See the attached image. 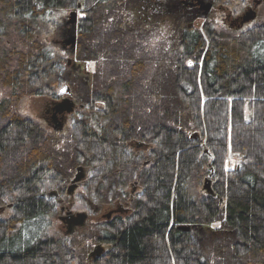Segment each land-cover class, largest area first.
Masks as SVG:
<instances>
[{"label": "trees", "instance_id": "obj_1", "mask_svg": "<svg viewBox=\"0 0 264 264\" xmlns=\"http://www.w3.org/2000/svg\"><path fill=\"white\" fill-rule=\"evenodd\" d=\"M70 8L83 17L74 58L94 66L91 96L76 91L70 130L54 133L21 108L59 98L66 68L48 36ZM259 12L261 24L238 35L209 21L190 29L183 15L164 35L144 0H0V264H93L97 244L94 264H264ZM80 167L88 207L128 200L134 181L141 191L131 215L98 223L90 213L80 234L59 238L58 205L42 195L65 194ZM197 228L235 242L202 247Z\"/></svg>", "mask_w": 264, "mask_h": 264}, {"label": "rangeland", "instance_id": "obj_2", "mask_svg": "<svg viewBox=\"0 0 264 264\" xmlns=\"http://www.w3.org/2000/svg\"><path fill=\"white\" fill-rule=\"evenodd\" d=\"M147 3H154L156 0H144ZM159 3L165 5L166 2L168 3L169 0H157ZM166 1V2H165ZM171 1V0H170ZM183 1H187V0H173L174 2V11L179 10L180 11V6H183L182 2ZM208 3H210L211 0H206ZM178 6V7H177ZM81 7V6H80ZM251 7V0H246V2H240L239 0H221L219 5H216V9L214 10V12L208 17V19H204V18H200L197 19L196 21L192 22L189 19L191 18V15H188V19L186 18L185 21V26H189V24H192L193 28H201L207 21L209 22H213L215 29L217 30H221V31H226L230 34L233 35H238V34H242L246 31H248L249 29L255 27L256 25L261 24V22L263 20H259L258 14L260 15V9L264 8V3L260 4L258 10H255L257 13V17L255 20L251 21V22H243L244 16L243 14L247 11H249V8ZM225 9L224 11L220 9ZM254 10V8H252ZM183 11V10H182ZM174 12V17L175 16H180L183 15L185 17L186 14L184 12ZM73 12H77V22L81 21L82 15L78 14V11L70 8V9H66L64 11H62L61 15H62V19L61 21H58L55 25V27L51 30V34L48 36V41L51 43V45L53 46V48H55L59 53H61V55L64 58V65L67 68V73L70 74V78L67 76L66 77V81L69 82H64L63 84L60 85L58 92L60 90H63L65 88L66 85L69 84H73L72 86L76 87V91L77 88H81L82 89V94H83V98L85 101L90 100V96H91V87H90V75L93 72L94 66L92 64H85V63H81V67L84 68V70L81 71L82 74H79V67L75 66L77 70H73V67L68 66V60L69 57L67 55V53L65 52L63 46H64V41L66 40H70L71 39V35L67 34L65 37H62L63 34V30L66 28H70L71 29V25H67L66 23L69 22L70 23V17L71 14ZM229 14L231 15L229 17ZM228 15V16H227ZM239 16L242 18L240 19ZM162 18L160 19V29L163 32H166L167 35L170 32L171 29V24L169 22V20L171 19L170 14L168 13L167 16H161ZM172 21V19H171ZM240 21V22H239ZM174 24V22H172ZM62 24V27L59 29L60 25ZM160 37H162V34H159ZM69 47V45H67ZM73 60V59H72ZM75 60H73L72 65H74ZM78 62V61H76ZM79 86H78V85ZM74 87V88H75ZM45 97H37V98H29L26 99L23 104H22V108H21V112L22 114H24L27 117H30L34 120L40 121L41 123L45 124V110L46 108V104L44 101ZM68 131V127L66 129L65 132ZM232 165V164H230ZM85 172V171H84ZM86 174V173H85ZM76 176V175H75ZM86 179V177H85ZM206 181V180H205ZM83 183V182H82ZM205 183V182H204ZM191 187L195 190H197L198 192H202L204 191L203 186H198L194 181L191 183ZM74 195L77 196L76 199L73 201V210L78 211L80 213H89V207L93 206V204L91 203L88 207V205H83L82 203H80V200L82 199V196H86L83 192V188H82V184L80 186V189L78 188L77 190L74 191ZM60 213V209H58V217L55 219V223L52 227V234L56 235L59 238H65L68 235V229H67V225L61 221V215H59ZM106 213V212H104ZM103 213V214H104ZM90 214V213H89ZM92 214V213H91ZM90 214V218L89 220H91V215ZM98 215L95 216L96 219L100 220L101 216L103 215ZM11 215V212L4 210V212L1 214V216L3 218H7ZM105 217H102L104 220L103 221H108L106 218V215H103ZM101 222V220H100ZM101 222V223H102ZM87 224V222H86ZM86 224L84 227H82V231L84 228H86ZM78 230L77 232L80 234V231ZM81 231V232H82ZM211 231L210 228H206V229H195V234L196 237L198 238V242L200 245H203L207 242H212V243H226L228 245H231L235 242L234 239L229 238L227 236L223 237L221 235H219V233H214L213 232H209ZM97 246H94L91 249V252L95 251Z\"/></svg>", "mask_w": 264, "mask_h": 264}, {"label": "flooded vegetation", "instance_id": "obj_3", "mask_svg": "<svg viewBox=\"0 0 264 264\" xmlns=\"http://www.w3.org/2000/svg\"><path fill=\"white\" fill-rule=\"evenodd\" d=\"M262 3H264V0H251V7L249 8V11H247L243 14V16L244 17L248 16L252 12L251 11V10H253L252 8H254V10H258L260 4H262ZM182 4H183V6L179 5V7L181 8L180 11L179 10L174 11L173 0H171V1L169 0V2L168 3L166 2L165 5L159 3L156 0L154 3L145 2V8H146V11L156 10L158 12V14L161 16H167L169 13L170 17L173 19H174V12H181L183 10L182 12H184L185 14L187 13L186 18L188 19V15L190 14L191 18L189 20L194 22L200 18L208 19V17L216 9L217 0H211L210 3H208L206 0H187V1H183ZM207 5H211L212 8L206 14V6ZM221 10L224 11L225 9L222 8V9H220V11ZM230 16L231 15L229 14V17ZM239 18L242 19L240 16H239ZM66 24L71 25V29L70 28L64 29L62 37H65L67 34H70L72 36L70 40H66L63 43L64 44L63 48L69 57L68 66H70V67L74 66V68H73L74 71L77 70L75 66L79 67L80 68L79 74H82L81 71L84 70V68L81 67L80 62H76L77 60L74 58V53H75L76 47L74 49L72 44H71L74 32L76 33V40H77V31L79 28L80 21H78L76 23V26H74L73 24H71L69 22H67ZM188 27L190 29L193 28L192 24H189ZM67 45H69V47ZM72 59L75 60L74 65H72V62H73ZM64 67L66 68L65 65H64ZM67 76L69 78L71 77L70 74L67 73V68H66V74H65V78H64V82H66V83L69 82V81L65 80ZM72 85L73 84L66 85L63 90H60L59 91V98H57V99H52L51 97H45L44 98V101L46 104L45 106L47 108L45 110V115H46L45 116V124L46 125H44V126L54 133H67L70 130L71 123L74 120L73 117L75 116L77 110L81 106L78 103V100L76 98V94H75L76 87L72 86ZM77 91L81 93L80 99L82 101H85L83 98V94L81 92L82 89L79 87V88H77ZM65 99H70L75 103V109L72 113H62L61 114V113H58L56 111L58 105ZM59 124H62V130H56L59 127ZM67 127H68V131L65 132ZM130 146L133 147L136 150V152H143V151L146 152V151L150 150L149 146H146V145L141 144V143H133ZM85 173H86V171H85ZM71 184H72V182L67 187L65 194H63V191L61 190V188L57 187L56 189H51L42 195V197L48 201H50V200L56 201V203L58 205V209H60L59 215H61V217H60L61 221L67 225L68 235L77 234L78 233L77 231L82 229V227H74L72 230V233L69 234V231H70L69 223H70V221H73V218H76V216L78 214H80V212L73 210V204H74L73 201L76 199L77 196L74 195V192L71 194L69 193L68 189L71 186ZM81 184H82V182L78 185V187L75 190H77L78 188L80 189ZM140 191H141V187H140L139 183L134 181L133 183L130 184V186L127 190L128 200H125V196L123 195L124 198H121V200L117 201L112 206L104 208L103 210L100 209V207H98V206H96L95 208H92L90 206L88 212L92 213L93 215L95 214L96 216H97V214L101 215L104 212H106L103 215H106L108 222H113V221L116 222V220L120 217H127V216L131 215L130 202ZM66 197H68V199ZM68 201L70 203L67 204ZM3 212H4V210H3ZM83 213H85V212H83ZM89 213H85L87 215L86 222H88V220L90 218ZM103 215L100 218L101 222L103 219L102 217H105ZM100 220H98V223H101ZM98 245H101V244H97L96 246H98ZM101 247L104 249L103 245ZM91 258H92V263L94 264L96 262V256H93Z\"/></svg>", "mask_w": 264, "mask_h": 264}, {"label": "water", "instance_id": "obj_4", "mask_svg": "<svg viewBox=\"0 0 264 264\" xmlns=\"http://www.w3.org/2000/svg\"><path fill=\"white\" fill-rule=\"evenodd\" d=\"M211 8H212L211 5L206 6V14L208 13V11ZM251 11L252 12L248 16L244 17L243 22H245V23L251 22V21L256 19V17H257L256 11L255 10H251ZM70 23L73 24L74 26H76L77 12H73L71 14ZM71 44H72L73 48L75 49V47H76V33L75 32L73 34ZM74 109H75V103L70 99H65L58 105L56 111L58 113H61V114L62 113H72L74 111ZM56 130H62V124H59V127ZM84 171H85L84 168H82V167L78 168L77 174H76L74 180L72 181L71 186L68 189L70 194L73 193L75 191V189L78 187V185L85 180L86 175H85ZM210 185H211V181H210V179H207L204 183V189L207 192H211ZM86 220H87V215L85 213H80L76 216V218H73V221H70V223H69V227H70L69 234L72 233V230L74 227H84L86 224ZM184 230L191 231L192 228L191 227H184ZM102 252H103V248L101 246H97L95 251L92 253V257L93 256H99V255H101Z\"/></svg>", "mask_w": 264, "mask_h": 264}]
</instances>
